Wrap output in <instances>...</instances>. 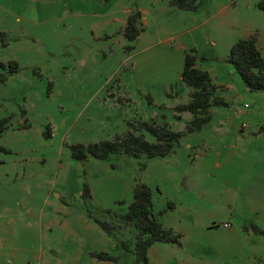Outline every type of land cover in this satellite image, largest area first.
<instances>
[{
	"label": "rangeland",
	"instance_id": "1",
	"mask_svg": "<svg viewBox=\"0 0 264 264\" xmlns=\"http://www.w3.org/2000/svg\"><path fill=\"white\" fill-rule=\"evenodd\" d=\"M258 1L203 0L185 11L170 9L168 0H0V72L7 76L0 83V119L7 118L0 132V264H133L135 229L117 215L142 182L160 221L181 235L180 245L153 243L146 264H226L200 231L224 215L234 227L252 228L232 264H264V171L232 196L200 169L217 154L264 160V132L256 133L264 124V92L249 90L226 61L230 46L251 34L264 59ZM137 10L141 33L130 41L122 20ZM45 15L55 18L43 22ZM178 44L195 50L197 66L224 100L211 108L209 122L185 133L168 158L74 159L70 146L77 143L127 131L153 140L143 120L180 131L188 112L179 119L174 108L192 88L181 80ZM13 61L17 71L9 73ZM92 216L114 223L115 237ZM101 251L118 262L92 255Z\"/></svg>",
	"mask_w": 264,
	"mask_h": 264
},
{
	"label": "trees",
	"instance_id": "2",
	"mask_svg": "<svg viewBox=\"0 0 264 264\" xmlns=\"http://www.w3.org/2000/svg\"><path fill=\"white\" fill-rule=\"evenodd\" d=\"M203 0H168V4L176 9L195 11ZM257 6L264 12V0H260ZM141 12H131L122 28L123 35L130 41L135 40L141 33ZM197 56L195 50H184V64L181 72V80L192 88L189 100L186 103L175 106V111H188L192 117L185 124L182 131L173 130L167 123H155L140 121V127L148 132L153 140L145 139L142 133L127 131L123 135H116L113 139L89 143L87 145L77 143L70 146V153L74 159L84 160L87 155L98 159H107L110 154L123 153L130 157L139 158L145 156L166 157L170 155L180 138L185 133H191L201 129L210 120V109L223 103L219 96L215 95L216 86L207 70L196 66ZM226 61L233 68L249 90L264 92V59L257 46L256 36L251 34L247 38H241L229 48ZM2 68L5 67L0 63ZM17 63L8 64L9 73L17 71ZM6 74L0 72V83L6 79ZM7 118L0 119V132L6 129ZM260 132H264V124L260 125ZM89 190L84 184L82 196H88ZM110 213V210H106ZM90 215V214H89ZM118 222L123 226H133L135 229L132 253L133 264L148 262V249L155 242L174 243L180 245V234L164 227L158 220L153 210L152 192L148 185L136 183L132 190V200L124 213L118 214ZM93 221L109 236L115 237L116 225L108 219L92 216ZM119 247L124 251H130L123 240L119 241ZM101 261L118 262L119 256L108 252L92 253Z\"/></svg>",
	"mask_w": 264,
	"mask_h": 264
},
{
	"label": "crops",
	"instance_id": "3",
	"mask_svg": "<svg viewBox=\"0 0 264 264\" xmlns=\"http://www.w3.org/2000/svg\"><path fill=\"white\" fill-rule=\"evenodd\" d=\"M168 6L170 7V9L174 8L170 6L169 4ZM48 7H49L48 4L43 3V12H46ZM54 18L55 16L54 17L46 16V18H43V22L49 19H54ZM126 19H127V13H126ZM126 19L122 20V23H123L122 27L125 25ZM168 38L170 37L169 36L165 37L161 42H168ZM178 47L180 49H183V51L184 49H186L181 44H178ZM166 60H167V57H166ZM180 62H181V68L179 70V73L181 76V72H182V68L184 64V52H182V54L180 55ZM212 82H213V79H212ZM214 85L216 86V89H217L218 86L215 83ZM225 85L232 87V85L229 83H226ZM191 91L192 89L190 90V92ZM189 93H188V98H189ZM188 98L185 101L181 102L180 104L186 103L188 101ZM221 99L224 102L223 98ZM187 112L188 111H183L179 113L174 110V115L178 117L179 119H181L183 117V113L185 114ZM210 113H211V109H210ZM187 114H188L187 115V121H188L189 119H191L192 115L190 112H188ZM152 120L154 121V118H152ZM186 122L183 125H181L180 131L185 129ZM259 128H260V125H258L256 133H261ZM201 154H203L202 156H205L206 151L202 150ZM168 156L166 157L168 158ZM162 158H165V157H162ZM165 161L166 159L164 160V162ZM202 167L203 168H200L202 172L207 173L212 176L214 175L218 179V181L222 184L224 189L227 191V194H231L232 196H234L236 194L243 192L245 189H247L252 184V182L256 179V177H258L264 171L263 170L264 160L256 159L255 157H249V156H244V155L217 154L215 157V160L211 162L210 166L206 167L202 165ZM152 204H153V201H152ZM153 210L157 214L158 220L160 221V215L162 213L161 210H156L154 208V205H153ZM160 223L164 227L171 229L174 233L179 234L177 233L176 229L173 230L172 229L173 227H169L168 224L162 223L161 221ZM255 229L256 230L253 229L254 233H258L261 230L260 228H257V227H255ZM200 231H201V235L205 243L207 242L210 246H214L217 249V252L220 258L222 259V261H226L225 262L226 264H232L234 260H237L240 258L241 250L244 249L247 243V240H248V236L246 234L251 233L252 228L250 226L248 228L242 227L241 229L234 227L231 222V219L229 217L225 218V215H224L223 219L222 218L220 220L214 219L213 222L209 224L201 225ZM261 234H264V230H261ZM252 257H254V259L261 260L260 255H255ZM148 262H149V251H148Z\"/></svg>",
	"mask_w": 264,
	"mask_h": 264
},
{
	"label": "water",
	"instance_id": "4",
	"mask_svg": "<svg viewBox=\"0 0 264 264\" xmlns=\"http://www.w3.org/2000/svg\"><path fill=\"white\" fill-rule=\"evenodd\" d=\"M45 135H47V133H45ZM254 230H256L255 227H254Z\"/></svg>",
	"mask_w": 264,
	"mask_h": 264
},
{
	"label": "built area",
	"instance_id": "5",
	"mask_svg": "<svg viewBox=\"0 0 264 264\" xmlns=\"http://www.w3.org/2000/svg\"><path fill=\"white\" fill-rule=\"evenodd\" d=\"M225 225H227V224H225Z\"/></svg>",
	"mask_w": 264,
	"mask_h": 264
}]
</instances>
